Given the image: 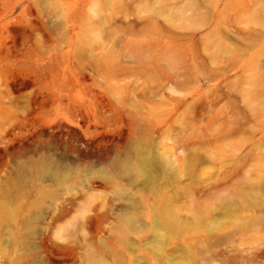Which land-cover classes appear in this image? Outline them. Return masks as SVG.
Listing matches in <instances>:
<instances>
[{"label": "rangeland", "instance_id": "rangeland-1", "mask_svg": "<svg viewBox=\"0 0 264 264\" xmlns=\"http://www.w3.org/2000/svg\"><path fill=\"white\" fill-rule=\"evenodd\" d=\"M0 264H264V0H0Z\"/></svg>", "mask_w": 264, "mask_h": 264}]
</instances>
